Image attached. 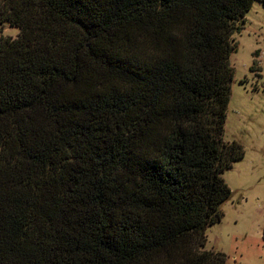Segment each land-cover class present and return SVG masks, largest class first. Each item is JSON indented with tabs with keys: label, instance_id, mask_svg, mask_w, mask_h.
I'll use <instances>...</instances> for the list:
<instances>
[{
	"label": "trees",
	"instance_id": "1",
	"mask_svg": "<svg viewBox=\"0 0 264 264\" xmlns=\"http://www.w3.org/2000/svg\"><path fill=\"white\" fill-rule=\"evenodd\" d=\"M264 0H0V264H226L245 156L233 35ZM264 238V231H263Z\"/></svg>",
	"mask_w": 264,
	"mask_h": 264
},
{
	"label": "rangeland",
	"instance_id": "2",
	"mask_svg": "<svg viewBox=\"0 0 264 264\" xmlns=\"http://www.w3.org/2000/svg\"><path fill=\"white\" fill-rule=\"evenodd\" d=\"M239 26L224 140L241 144L245 156L222 173L232 196L207 228L205 250L224 254L226 264H264V4L255 1ZM20 33L5 23L0 38Z\"/></svg>",
	"mask_w": 264,
	"mask_h": 264
}]
</instances>
